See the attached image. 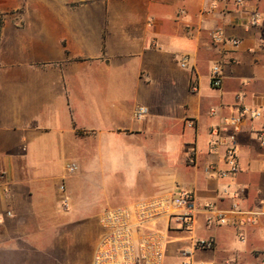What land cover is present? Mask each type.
<instances>
[{
    "label": "crops",
    "instance_id": "crops-1",
    "mask_svg": "<svg viewBox=\"0 0 264 264\" xmlns=\"http://www.w3.org/2000/svg\"><path fill=\"white\" fill-rule=\"evenodd\" d=\"M255 10L264 0H0V260L88 263L105 209L186 190L194 231L170 234L163 264H264V22L243 27ZM217 30L239 48L215 46ZM241 107L262 118L236 136L240 171L210 178L227 169L211 131ZM207 206L226 224L207 227Z\"/></svg>",
    "mask_w": 264,
    "mask_h": 264
},
{
    "label": "built area",
    "instance_id": "built-area-1",
    "mask_svg": "<svg viewBox=\"0 0 264 264\" xmlns=\"http://www.w3.org/2000/svg\"><path fill=\"white\" fill-rule=\"evenodd\" d=\"M251 0H235L237 6H242ZM214 5L211 9H214ZM264 22V14L255 10L243 23L248 30L258 27ZM211 40L215 46H229L231 54L236 51L241 42L235 39H227L220 30L212 33ZM264 58V42L262 44ZM234 63V59L229 60ZM182 68L186 67V59L180 61ZM222 64L216 63L211 67L209 82L212 88H220L223 82ZM215 115L214 110L210 111ZM148 114V109L139 106L135 110V119L141 120ZM262 118L259 110L241 107L234 116L224 118L222 122L211 132L216 136H223L224 140L219 144L224 147V160L227 169L217 170L215 166L205 168V173L210 178L220 179L232 176L240 171L237 157L236 136L246 122H253ZM187 127L192 128L193 123L188 122ZM259 145L264 148V128L256 134ZM188 163L195 164L194 155H188ZM75 164H68V174L75 173ZM64 192V186H60ZM62 209L67 211L69 201L62 198ZM206 211L210 216L206 219L207 227H217L226 224L224 215L218 211L213 212L212 206H207ZM197 211L193 193L186 190H177L172 194L152 199L138 201L130 205L105 209L99 216L98 222L101 228L98 241L93 250L90 264H163L166 247L170 242V234L183 233L192 235L196 224ZM248 223H255V219H248ZM194 246L197 249L209 251L215 247L214 239L198 240ZM181 264H192L184 260ZM196 264H206L199 262Z\"/></svg>",
    "mask_w": 264,
    "mask_h": 264
},
{
    "label": "rangeland",
    "instance_id": "rangeland-1",
    "mask_svg": "<svg viewBox=\"0 0 264 264\" xmlns=\"http://www.w3.org/2000/svg\"><path fill=\"white\" fill-rule=\"evenodd\" d=\"M93 203L97 204L98 206H108V205H112L114 202L105 199L104 194H101L100 199L95 200ZM47 262H49V264H55V259H53L52 257H47V253L46 255L41 254V253H37L32 255L31 257H27L25 259V262L21 263V264H47ZM0 264H5L3 261L0 260ZM84 264H90V261Z\"/></svg>",
    "mask_w": 264,
    "mask_h": 264
}]
</instances>
